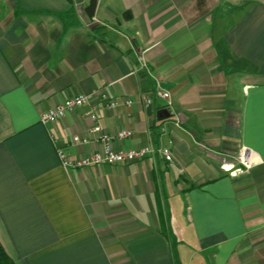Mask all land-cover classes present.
Returning <instances> with one entry per match:
<instances>
[{
	"label": "crops",
	"instance_id": "0c3cea01",
	"mask_svg": "<svg viewBox=\"0 0 264 264\" xmlns=\"http://www.w3.org/2000/svg\"><path fill=\"white\" fill-rule=\"evenodd\" d=\"M87 1L0 0L8 255L16 264H264V0H99L93 21ZM80 4L86 17L67 22ZM142 59L149 72L134 73ZM158 88L171 107L154 98ZM97 91L119 105L95 99L41 122L66 99ZM94 106L105 133L132 132L117 150L165 143L174 162L158 151L65 169L59 148L74 160L102 149L71 145L76 135L94 138ZM163 110L171 117L159 120ZM241 151L254 164L225 170Z\"/></svg>",
	"mask_w": 264,
	"mask_h": 264
},
{
	"label": "built area",
	"instance_id": "2783aa9c",
	"mask_svg": "<svg viewBox=\"0 0 264 264\" xmlns=\"http://www.w3.org/2000/svg\"><path fill=\"white\" fill-rule=\"evenodd\" d=\"M149 72L148 63L145 59L141 61L140 69H136L134 73L139 72ZM154 98L164 99L168 102L171 107V94L167 91L158 88L156 90V94ZM150 97H145V105L147 107H153L155 103V99ZM95 99H100L105 103V108L109 110L115 109L119 103L116 100H110L108 95L104 91H97L95 94L86 95L79 94L77 96L66 99L65 101L59 103L54 108L50 109L48 112L43 114L41 122L43 124H53L62 120L68 113L77 110L78 108L91 106ZM126 104L129 106L133 105V100L128 99ZM100 112L98 108L93 107V111L91 113V118L95 121V126L91 130V134L94 135V138L91 139L89 137H83L80 135H76L71 140L72 146H82L89 145L93 142L101 143L102 149L100 151H96L88 157L81 159H72L63 148H59L57 150L58 156L61 160L63 167L67 170L73 169H85L89 167H99L104 165H122L129 163H136L139 161H143L148 159L149 157L155 155L156 152H160L165 160L169 163L174 162V154L169 146L165 143H162L161 147L158 149L153 142L150 144L140 147L139 149H130V150H117L115 148L116 141H124L129 139L132 136V132L130 130L124 129L119 131L116 135H110L103 131L102 126L99 124ZM166 130L162 129V133H165ZM247 152V151H246ZM243 161V160H242ZM244 163V162H243ZM254 163L246 164L247 168L251 167ZM228 166H225V170L230 171L233 169H228ZM242 169L239 168L236 172H241ZM235 174V172H232Z\"/></svg>",
	"mask_w": 264,
	"mask_h": 264
},
{
	"label": "rangeland",
	"instance_id": "374dc122",
	"mask_svg": "<svg viewBox=\"0 0 264 264\" xmlns=\"http://www.w3.org/2000/svg\"><path fill=\"white\" fill-rule=\"evenodd\" d=\"M88 3H89V1H87ZM73 12L75 13V14H73V15H70V16H68V17H66L67 19H66V21L67 22H72L73 21V19H76L75 18V16H77V14H78V18L79 19H84L86 16H85V14H84V4L82 5V4H80L79 5V7H75L74 9H73ZM78 12V13H77ZM245 154H248L246 151H241L238 155H237V159L235 160V162H236V164H233L232 166H234L233 167V169L232 170H230L229 172H235V174L236 173H238V172H236V170H238L239 168L238 167H241V168H244V167H246L245 166V163H243V161H242V157H243V155H245ZM229 165V164H228ZM228 165H226V166H228ZM238 165V167H236Z\"/></svg>",
	"mask_w": 264,
	"mask_h": 264
},
{
	"label": "water",
	"instance_id": "95a60500",
	"mask_svg": "<svg viewBox=\"0 0 264 264\" xmlns=\"http://www.w3.org/2000/svg\"><path fill=\"white\" fill-rule=\"evenodd\" d=\"M99 0H90L89 6L85 9V13L90 20H94L96 9ZM171 117V113L168 110H163L159 113L158 119L165 120Z\"/></svg>",
	"mask_w": 264,
	"mask_h": 264
},
{
	"label": "trees",
	"instance_id": "16d2710c",
	"mask_svg": "<svg viewBox=\"0 0 264 264\" xmlns=\"http://www.w3.org/2000/svg\"><path fill=\"white\" fill-rule=\"evenodd\" d=\"M73 14H75V13L72 10L68 14V16L73 15ZM0 264H16V262L8 255V253L4 249L3 245L1 244V242H0Z\"/></svg>",
	"mask_w": 264,
	"mask_h": 264
},
{
	"label": "bare ground",
	"instance_id": "6f19581e",
	"mask_svg": "<svg viewBox=\"0 0 264 264\" xmlns=\"http://www.w3.org/2000/svg\"><path fill=\"white\" fill-rule=\"evenodd\" d=\"M242 160L244 163L246 164H251V163H254V160H255V157H253L252 154H245L243 157H242ZM229 170L232 169V167H227Z\"/></svg>",
	"mask_w": 264,
	"mask_h": 264
}]
</instances>
